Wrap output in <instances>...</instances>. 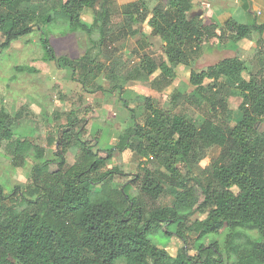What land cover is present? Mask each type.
Instances as JSON below:
<instances>
[{
  "label": "trees",
  "instance_id": "16d2710c",
  "mask_svg": "<svg viewBox=\"0 0 264 264\" xmlns=\"http://www.w3.org/2000/svg\"><path fill=\"white\" fill-rule=\"evenodd\" d=\"M97 1L40 0L39 6L33 0H0V46L7 48L30 35L39 16L46 25L60 22L71 32L91 35L94 22H86L82 14ZM191 7V0H167L153 8L147 23L165 48L159 59L147 53L141 56L139 67L146 75L159 71L158 81L169 85L175 69L188 63V45L214 46L225 34L241 39L256 32V42L264 49V24H248L232 16L222 25L212 16L203 22L201 15L189 17ZM39 42L44 60L74 70L73 61L58 56L43 33ZM93 67L99 70L98 65ZM244 70L242 58L234 56L189 73L190 84L197 88L205 79L216 84L220 77L237 83L242 116L234 124L210 116L196 125L182 113L158 107L150 96L143 99L146 112L138 122L124 99L128 124L111 149L82 139L83 126H77L80 119L71 111L48 157L46 148L14 133L9 112L1 109L0 146L5 141L13 147L14 165L31 158L32 167L30 183L17 192V202L6 205L0 181V264H115L118 260L125 264H264V128L258 129V123H264V80H245ZM114 87L123 92V86ZM90 113L88 108L84 123ZM200 141L218 146L220 153L197 174L190 162ZM125 148L160 162L173 197L170 204L146 210L127 193L128 181L115 186V178L124 173L118 166H105L115 149ZM72 149H76L75 161L67 165ZM130 181L137 182L152 201L162 193L160 181L149 169ZM194 213L203 217L191 219ZM170 225H175V235L185 244L175 257L152 237L159 231L170 234ZM188 233L199 242L193 254Z\"/></svg>",
  "mask_w": 264,
  "mask_h": 264
},
{
  "label": "rangeland",
  "instance_id": "374dc122",
  "mask_svg": "<svg viewBox=\"0 0 264 264\" xmlns=\"http://www.w3.org/2000/svg\"><path fill=\"white\" fill-rule=\"evenodd\" d=\"M166 1L98 0L93 9H86L82 14L86 22H94L91 35L71 32L60 22L46 25L39 16L30 35L12 42L7 48L0 46V110L9 112L14 133L46 148L47 156L52 157L53 142L58 133L66 129L72 111L80 119L77 126H83L82 139L91 145L96 144L95 147L111 149L116 147L119 135L127 127L128 108L134 110L138 122L142 121L146 112L142 102L147 96L158 107L182 113L196 125L210 116L224 119L230 125L239 120L242 113L238 108L240 97L235 81L220 77L215 84L211 79H205L197 88L190 84L189 73L191 69L203 70L223 58L238 56L245 66L242 78L255 77L263 81L264 49L261 50L256 42L258 34L253 32L251 37L244 39L225 34L214 46L196 48L188 45L187 65L178 66L176 77L166 85L158 81L159 71L148 76L139 67L144 53L157 59L164 56L165 43L151 34L147 22L153 8L165 5ZM141 2L143 8L139 6ZM38 3L40 0H33L34 5ZM191 4V10H203L199 17L203 22H209L213 12L221 25L229 16L248 24H264V0H191ZM42 33L50 39L58 56L73 61L74 70L44 60L39 42ZM262 38L264 40V33ZM2 42L0 36V44ZM95 64L99 70H92ZM118 85L123 86L122 93L114 87ZM124 99L128 108L123 104ZM219 102L224 106L219 107L216 104ZM88 108H91L90 117L84 123ZM263 128L264 123H258V129ZM197 148L190 165L195 173L200 174L219 155L220 148L202 141ZM75 155L76 149L68 152L67 165L75 161ZM12 159L13 147L3 141L0 146V181L7 196L6 205L17 202V192L30 183L31 158L20 165H14ZM113 166H118L124 173L115 178V186L128 181L127 193L138 198L146 210L171 203L173 197L165 170L152 155L144 156L131 148L115 149L111 162L105 167ZM178 166L182 171L187 168L182 164ZM145 169H149L163 187L155 201L142 193L137 182L130 181L136 174L142 175ZM15 186L18 187L11 194ZM200 217L203 215L199 213L190 216L191 219ZM168 228L170 234L159 231L152 237L159 248L175 257L185 244L175 235V225ZM195 237L194 233L187 234L191 254L199 245ZM115 264H125V261L118 260Z\"/></svg>",
  "mask_w": 264,
  "mask_h": 264
},
{
  "label": "water",
  "instance_id": "95a60500",
  "mask_svg": "<svg viewBox=\"0 0 264 264\" xmlns=\"http://www.w3.org/2000/svg\"><path fill=\"white\" fill-rule=\"evenodd\" d=\"M202 13H203L202 9L193 10L190 12L189 17L200 16V15H202Z\"/></svg>",
  "mask_w": 264,
  "mask_h": 264
},
{
  "label": "crops",
  "instance_id": "0c3cea01",
  "mask_svg": "<svg viewBox=\"0 0 264 264\" xmlns=\"http://www.w3.org/2000/svg\"><path fill=\"white\" fill-rule=\"evenodd\" d=\"M214 13H215V12H214ZM201 16H202V15H201ZM210 16L215 17V18L217 19V21H219V20H218V16H217L216 14L214 15L213 12H212V14H211ZM210 16H209V17H210ZM263 33H264V32H263ZM242 39H244V38H242Z\"/></svg>",
  "mask_w": 264,
  "mask_h": 264
}]
</instances>
